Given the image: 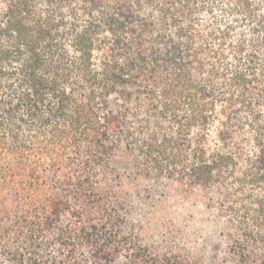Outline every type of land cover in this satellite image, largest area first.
<instances>
[{"label": "trees", "instance_id": "obj_1", "mask_svg": "<svg viewBox=\"0 0 264 264\" xmlns=\"http://www.w3.org/2000/svg\"><path fill=\"white\" fill-rule=\"evenodd\" d=\"M176 198L264 264V0H0V264H192Z\"/></svg>", "mask_w": 264, "mask_h": 264}, {"label": "rangeland", "instance_id": "obj_2", "mask_svg": "<svg viewBox=\"0 0 264 264\" xmlns=\"http://www.w3.org/2000/svg\"><path fill=\"white\" fill-rule=\"evenodd\" d=\"M147 209L150 214L142 234L145 244L158 250L177 248L192 264H223L216 253L222 239L213 233L212 216L199 204L176 198Z\"/></svg>", "mask_w": 264, "mask_h": 264}]
</instances>
